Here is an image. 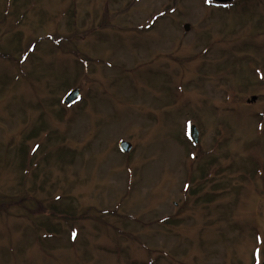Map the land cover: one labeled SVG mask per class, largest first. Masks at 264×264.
Listing matches in <instances>:
<instances>
[{"label": "rangeland", "instance_id": "rangeland-1", "mask_svg": "<svg viewBox=\"0 0 264 264\" xmlns=\"http://www.w3.org/2000/svg\"><path fill=\"white\" fill-rule=\"evenodd\" d=\"M263 261L264 0H0V264Z\"/></svg>", "mask_w": 264, "mask_h": 264}, {"label": "water", "instance_id": "water-1", "mask_svg": "<svg viewBox=\"0 0 264 264\" xmlns=\"http://www.w3.org/2000/svg\"><path fill=\"white\" fill-rule=\"evenodd\" d=\"M214 1L216 3L227 4V3H233L237 0H214ZM185 29L186 31H189L190 26L186 25ZM79 99H80V90L77 89L66 96V98L64 99V103L70 107L74 105L76 102H78ZM256 101H257V97H253L250 102H256ZM191 137L196 144L199 143V131L196 126H192L191 128ZM132 148L133 146L131 143L125 141L120 143V149L126 154H129Z\"/></svg>", "mask_w": 264, "mask_h": 264}, {"label": "trees", "instance_id": "trees-1", "mask_svg": "<svg viewBox=\"0 0 264 264\" xmlns=\"http://www.w3.org/2000/svg\"><path fill=\"white\" fill-rule=\"evenodd\" d=\"M20 201H21V200H20ZM20 201H19V202H16V203H15V202L10 203V205H11V204H12V205H13V204H19V203H21Z\"/></svg>", "mask_w": 264, "mask_h": 264}]
</instances>
